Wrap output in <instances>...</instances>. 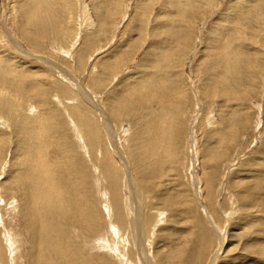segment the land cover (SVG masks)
Returning a JSON list of instances; mask_svg holds the SVG:
<instances>
[{"label":"rangeland","instance_id":"obj_1","mask_svg":"<svg viewBox=\"0 0 264 264\" xmlns=\"http://www.w3.org/2000/svg\"><path fill=\"white\" fill-rule=\"evenodd\" d=\"M243 2L264 11L0 0V264H65L57 240L93 264L264 261V31Z\"/></svg>","mask_w":264,"mask_h":264},{"label":"bare ground","instance_id":"obj_2","mask_svg":"<svg viewBox=\"0 0 264 264\" xmlns=\"http://www.w3.org/2000/svg\"><path fill=\"white\" fill-rule=\"evenodd\" d=\"M245 1V0H244ZM244 3V2H243ZM251 4H252V2L249 4V3H244V5L242 6V8H241V11H242V13H243V17H245V18H247L246 16H249L251 13H256V10H257V12H258V14L259 15H261L260 16V21L258 20V22L259 23H256V26H255V28L258 30V32H261V31H264V11L263 10H260V8L261 7H257V6H254L253 7V9L250 7L251 6ZM262 13V14H261ZM257 21V20H256ZM250 28V27H249ZM252 28V27H251ZM256 31V30H255ZM254 32V31H253ZM263 35V33L261 34V36ZM260 37V36H259ZM262 38V37H261ZM263 39V38H262ZM107 118V117H106ZM108 129V128H107ZM109 130V129H108ZM55 154V153H54ZM66 157V156H65ZM68 158V157H67ZM66 160H68V159H66ZM41 168V167H40ZM55 172V171H54ZM73 172V171H72ZM41 173V172H40ZM71 173V172H70ZM70 173L68 174V175H70ZM75 173V172H74ZM33 175V174H32ZM56 178V177H55ZM54 178V179H55ZM82 185V184H81ZM132 185V187L134 186L133 184H131ZM75 187V186H74ZM66 188V187H65ZM131 189V191L132 192H134V194L131 196V200L133 201L134 200V197H136L137 198V196H138V194H137V188L136 187H133V188H130ZM130 191V192H131ZM38 193V192H37ZM78 193V192H77ZM139 197H140V195H139ZM81 198V197H80ZM82 199V198H81ZM82 201V200H81ZM141 201V200H140ZM108 204V203H107ZM133 205V204H132ZM83 206V205H82ZM86 206V205H85ZM93 206V205H92ZM138 206V205H137ZM77 207H78V205H77ZM80 207V206H79ZM138 207H140V206H138ZM76 208V207H75ZM87 208V207H86ZM79 208H77V210H78ZM81 210V209H80ZM83 212V211H82ZM66 214V213H65ZM95 212H93V213H90V215L91 216H87V215H84V214H78V216H76V214H75V211H71L69 214H68V216H67V220H66V227H68L69 226V224L71 223V222H73L76 218L78 219V221L80 222V223H85L86 225H88L87 227H89L90 226V228L92 227L91 226V224H95V222H96V220H95V218H94V216H95ZM133 214V213H132ZM137 215V214H136ZM107 218V217H106ZM105 218V219H106ZM100 221V220H99ZM131 222V221H130ZM99 224V223H98ZM75 225V224H74ZM110 225V224H109ZM113 225V224H112ZM71 226H73V224L71 225ZM81 226V225H80ZM83 227H84V224L82 225ZM137 226V225H136ZM139 226V225H138ZM76 227V226H75ZM74 227V228H75ZM86 227V228H87ZM114 227V226H113ZM140 227V226H139ZM45 228V227H44ZM44 228H41L40 230H38L37 229V233L38 234H41V235H43V236H45V237H47L48 236V232L49 231H51V230H49V229H47L46 228V230L44 229ZM79 228H81V227H79ZM89 228V229H90ZM117 228V227H116ZM77 229V228H76ZM75 229V230H76ZM83 229V228H82ZM115 229V228H114ZM134 229V228H133ZM225 229V228H224ZM75 230H74V232H75ZM85 231V230H84ZM92 231V230H91ZM52 232V231H51ZM93 232V231H92ZM92 232H89V233H91L92 234ZM80 233V232H79ZM114 234V233H113ZM138 238H139V240H141V243L142 242H144L145 240H144V238H143V234L141 233V230H140V228H138ZM80 235V234H79ZM85 235H86V233H85ZM89 235V234H88ZM145 235H147V234H145ZM223 235H225V234H223ZM84 236V235H83ZM232 238L233 237H235V235L234 234H231L230 235ZM86 237H87V235H86ZM88 237H90V236H88ZM99 237V236H98ZM224 237V236H223ZM62 238V237H61ZM220 238V237H219ZM66 239H67V237H66ZM68 239H72V238H68ZM108 239V238H107ZM224 240V239H223ZM73 241V240H72ZM104 241H105V239L103 240L102 238H100V239H98V242L99 243H102V244H104V245H106L107 247H109L106 243H104ZM120 241V240H119ZM7 242V241H6ZM63 242V241H62ZM65 242H67V241H65ZM65 242H64V244H65ZM93 243H94V241H93ZM92 243V244H93ZM98 243V244H99ZM116 243V242H115ZM119 243V242H118ZM75 244H77V243H75ZM143 244V243H142ZM66 245H67V243H66ZM90 245V244H89ZM99 245H101V244H99ZM62 246V245H61ZM59 246L58 245V240L55 242V244H54V250L56 251V255H58L59 257H60V259L62 260V262H64L65 264H93V263H90L89 262V260H90V258H95L94 256H92L91 254H89V256H88V254L87 255H78V254H76L75 252H73V251H71V247H69V248H63L64 246ZM71 246V245H70ZM80 246V245H79ZM91 246V245H90ZM76 247V246H75ZM106 247V248H107ZM250 247V246H249ZM115 248H116V246H115ZM51 249H52V247H51ZM73 249V248H72ZM93 249V248H92ZM50 250V249H49ZM48 250V251H49ZM96 250V249H95ZM116 250H117V248H116ZM77 251V250H76ZM53 252V251H52ZM84 252H86V251H84ZM97 252V251H96ZM120 252V251H119ZM45 253H47V252H45ZM49 253V252H48ZM77 253H78V251H77ZM87 253V252H86ZM255 254H253L252 255V258H251V261H249L248 262V264H254V263H256L255 261H253L252 259H256L257 258V256L259 255L258 253H260L258 250H256V252H254ZM262 253V252H261ZM32 254V253H31ZM121 254V253H120ZM49 255V254H48ZM257 255V256H256ZM49 256H51V255H49ZM73 256H75V257H73ZM77 256H79V257H77ZM12 257V256H11ZM41 257V256H40ZM53 257V256H52ZM212 257V256H211ZM57 258L55 257V260H56ZM95 261H96V259H94ZM207 260V259H206ZM12 261V260H11ZM39 261V260H38ZM91 261H93V260H91ZM209 261V260H208ZM238 261V260H237ZM245 261V260H244ZM257 261L259 262L258 264H264V261H263V258H262V260H258L257 259ZM263 261V262H262ZM59 262H60V260H59ZM223 262V261H222ZM58 263V262H57ZM96 263V262H95ZM99 263V262H98ZM229 263H231V262H229ZM239 263V262H238ZM46 264V263H45ZM47 264H50V262H48ZM59 264V263H58ZM124 264V263H123ZM144 264V263H143ZM146 264V263H145ZM148 264V263H147ZM208 264V263H207ZM235 264V263H234ZM242 264H244L243 262H242Z\"/></svg>","mask_w":264,"mask_h":264}]
</instances>
